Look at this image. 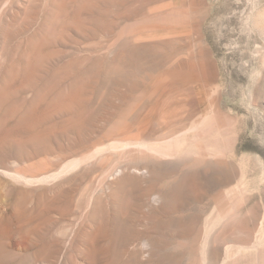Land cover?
<instances>
[{"label":"rangeland","instance_id":"obj_1","mask_svg":"<svg viewBox=\"0 0 264 264\" xmlns=\"http://www.w3.org/2000/svg\"><path fill=\"white\" fill-rule=\"evenodd\" d=\"M214 247L264 264V0H0V264Z\"/></svg>","mask_w":264,"mask_h":264},{"label":"bare ground","instance_id":"obj_2","mask_svg":"<svg viewBox=\"0 0 264 264\" xmlns=\"http://www.w3.org/2000/svg\"><path fill=\"white\" fill-rule=\"evenodd\" d=\"M136 135H137V139L140 138V133H137ZM124 144H126V143H124ZM149 149L151 151L153 149L155 151L156 155H159L161 157H166V156L170 155V151L168 149H162V148L156 147L155 145H150ZM147 157H148L149 164H150L149 169L148 168H139V167H137V168H135L137 170V172H139V173H147V172H150V171H151V173L154 172V167L153 166H154L156 160L152 156L147 155ZM146 160H147V158H146ZM144 169H146V170H144ZM122 173H123L122 169H120L118 171L116 170V172H115V174L119 175V176ZM130 176H132V174ZM129 178H131V177H129ZM129 178H127V179H129ZM152 199H153L154 202L159 203V202H163L165 200V196H164L163 193H159V194H155ZM145 245L146 246H151L152 245L150 238H146L145 239ZM221 254L223 255V252L221 250H219L218 248H215V247L211 248L210 250H208L207 251V255H208V259H209L208 264H215L218 260H220V255ZM224 255H225V258H224L225 264H236V260L235 259H236V257H238L237 253L232 252L230 250V251H227L226 254H224Z\"/></svg>","mask_w":264,"mask_h":264}]
</instances>
